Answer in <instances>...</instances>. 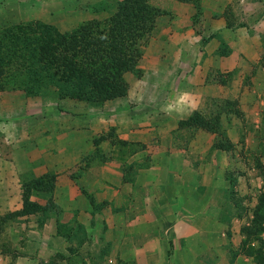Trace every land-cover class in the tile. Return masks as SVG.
Here are the masks:
<instances>
[{
	"label": "crops",
	"instance_id": "1",
	"mask_svg": "<svg viewBox=\"0 0 264 264\" xmlns=\"http://www.w3.org/2000/svg\"><path fill=\"white\" fill-rule=\"evenodd\" d=\"M232 1H202L206 13L203 19L204 29L197 31L192 22L195 11L193 3L163 0V4L166 3V5L161 4L163 8L174 12V16L169 15V19L158 20L157 28L141 59L139 67L143 74L136 80L138 88L141 91L146 89V93L144 92L138 101L139 107H147L156 103L164 105L173 103L174 107L186 106L187 109L191 107L186 117L188 118L196 110L203 109L206 105L211 107L212 103L216 104L218 102L216 100L219 98H228V91L231 88L227 82L224 84L220 77L224 73L227 76L229 71L237 73L236 76H238L237 80L230 82V86L235 81L237 82L235 98L241 111L240 114L249 110L250 102L255 103L254 105L258 107L263 106L264 65L261 64H264V61H261L257 22L256 19L246 17L245 24H232L233 26L229 27L227 7ZM240 7L236 13L242 11L240 13L242 14L243 8ZM223 46L227 48L221 50L220 47ZM129 75L131 73L127 74V79ZM250 79L253 82L252 85L245 83ZM153 83L155 89L167 90L169 94L166 92L164 96L149 100L148 85L153 87ZM129 92H132V86ZM123 98L109 102H118ZM11 100L8 103V99L3 98L0 106V116L11 114L12 119H14V115L19 117L18 120L14 119L16 132L12 130L6 134L7 139L14 143H11L13 151L10 152L8 147L4 146L6 141L0 142V214L23 207L21 174L24 176L29 173H31L30 175H40L49 170L57 172L53 198L59 207L60 215L59 218L54 216V219L52 216L41 225L39 217L35 214L12 222L0 238V264H48L52 261L54 252L58 251L64 255L70 253L69 246L72 241L69 240V235L72 238L73 235L68 228H73L75 221L88 225L95 222V219L99 223L102 222L101 225L107 224V231H111L113 234L118 231L123 238L121 243L116 244V248L122 246L127 251L126 256L128 257L123 258L124 264H146L143 256L149 258V255L143 254L139 258L138 255L132 254L130 250L133 243L126 240L133 234L137 235V242L141 243L145 239L147 230L143 222L150 206L155 212L159 210V216L162 218L164 216L171 217L172 211L176 213L178 208L183 213H188L187 205L191 203L190 196L194 194V188L197 189L199 185H202V179L197 185V177H194L192 175L194 173L190 171L202 168V165L198 167L194 164L195 162L190 161V155L186 159V157L178 158L173 153L162 159L159 165L148 166L142 160L145 153L140 149L133 156L128 154L127 157H118L115 161L104 159L100 160L101 162L97 161L95 165H92L91 162L92 169L100 165L98 172L85 171L86 168H82L81 164H83L85 156L94 153V146L93 137L90 135L88 127L83 124L85 121L83 117L86 115L83 103L74 101V107L69 110L59 108L60 130L50 129L44 121L38 123L43 129L41 132L43 136H40L36 135V132L34 134L30 131L27 132V128L31 125H26L27 128H25L24 122L21 121L23 115H20L19 109L13 108L19 106V101L17 99L14 101L13 98ZM208 100L213 102L210 103ZM97 110L100 109L88 108L87 111L90 116L97 118ZM145 114L147 117L146 110L141 111L138 123L134 124H131V119L124 118V124L127 126L131 124V128L127 132L125 130V133H122L120 137L137 142L145 141L146 133L142 128L147 122ZM33 126H36L34 121ZM160 131L155 136L161 139L162 137L166 138L170 133L173 136L172 133H174L173 131L170 133L165 130ZM255 132H253V136H257ZM212 135L214 139L209 147L229 153L228 150L214 146L216 134ZM228 135L230 136L229 132ZM7 144L10 148V142ZM163 145L167 146L166 143ZM126 160L127 163H125ZM125 165L130 166L129 171L133 165V177L132 173L124 174V171L127 170ZM209 166L211 167V165ZM74 167L79 170L82 168L83 171L74 173ZM149 186L154 187L156 196L149 197L151 195ZM165 189L167 191L164 192ZM224 198L226 199L225 195ZM196 199V197L191 198V201H196ZM203 199L200 198V200ZM32 200L46 202L45 199L38 196H32ZM149 200L151 203L148 206ZM218 203L223 209L221 199L218 200ZM206 208L207 201H204L203 209ZM58 221H60L61 227L64 226L61 230L57 227ZM17 224L26 226H17ZM109 243L111 242L109 241ZM135 245L133 244V246ZM15 252L18 254L17 257H14ZM69 261L71 259L65 257L63 262L69 264ZM149 261L152 262L154 259L149 258Z\"/></svg>",
	"mask_w": 264,
	"mask_h": 264
},
{
	"label": "rangeland",
	"instance_id": "2",
	"mask_svg": "<svg viewBox=\"0 0 264 264\" xmlns=\"http://www.w3.org/2000/svg\"><path fill=\"white\" fill-rule=\"evenodd\" d=\"M202 1L205 0H193L191 2L195 5L192 22L197 31L204 29L203 19L206 13ZM153 2L164 9L161 5L163 0H153ZM163 5H166V3ZM116 6L117 0H0V19L3 22L41 20L55 25L61 31H68L85 20L102 19L111 15ZM239 7L243 10L242 14H240L242 11L236 13ZM164 10L167 13L159 19H169V15L174 16V12ZM246 17L256 19L257 32H259L260 38L261 61L263 62L264 0H241L239 2L233 0L228 5V22L233 25L245 24ZM225 74H222L220 79H227V84L231 88L228 91V98H219L216 100L218 101L216 104L212 103V100H208L212 103L211 107L206 105L203 109H199L200 111L208 113V108L214 111L215 109L219 110L228 99L236 100L235 85L237 82L235 81L231 86L230 82L237 80V73L229 71L227 76ZM136 78L139 77L135 74L129 75L128 80L130 81V87L132 86V92H129L130 95L128 94L125 98L122 97L123 99L118 100V102H109L108 105H104V108H97L100 109L96 111L97 118L90 116L87 111L89 107L84 105L86 115L83 117L85 120L83 124L88 127L90 135L93 137L94 153L85 156V160L81 164L82 168H86L85 171H91L92 173L98 172L100 165L92 169L90 167L91 162L92 165H95L97 161H103L104 159L115 161L118 157H127L128 154L133 156L140 149L145 153L142 160L148 166L159 165L162 159L168 155L171 156L173 153L178 158L186 157V159L190 155V161L195 162L194 164L198 167L202 165V168L190 171L194 173L192 174L194 177H197V185L200 183L199 180L202 179V185H199L197 189L194 188V194L190 196L191 203L187 205L188 213H183L178 208L175 211L176 213L172 211L171 217L164 216L162 218L159 216L160 211L155 212L150 206L143 222L147 230L145 239L140 243L136 241L137 235L129 236L126 241L136 244L135 246L131 244L132 249L130 252L138 255L139 258L140 255L148 254L150 259H154L150 262L147 256H143L146 264H258L254 257L247 255L244 250L245 248L248 249L249 246L244 244L245 235L242 231L244 226L250 225L251 220L254 218V209L259 203V196L264 193V104L262 107H258L254 105L255 103L250 102L249 110L247 109L248 111H244L242 114L227 113L224 125L230 134L229 137H231L235 149L229 151V153L217 151L214 150V147L213 149L209 147L214 139L212 132L201 128H181L179 126L180 121L183 120L182 118L185 117L184 119H186L188 116L191 107L188 109L185 108L186 106L174 107L173 103V105L156 103L147 107H139L138 101L141 99L142 94L146 93V89L141 91L138 88ZM245 83L252 85L253 82L250 79ZM148 86L149 95H147L149 100L164 96L166 92L169 94L167 90L155 89L154 83L153 87H150V84ZM3 98H7L8 103L12 101L11 98L19 101V106L13 108L20 110V115H23L21 121L24 122L25 128H27L26 125H31L27 128V132L30 131L33 134L36 132V135L43 136V133H41L43 129L38 125L43 121L50 129L60 130L58 120L60 106L52 96H28L21 91H5L0 93V106ZM217 104L221 106L217 107ZM62 106L68 110L74 107L72 102L64 103ZM143 110L147 111V117L145 114L147 122L142 127L145 129L146 137L144 139L146 140L137 142L120 137L122 133H125V130L127 132L131 128V124L138 123L139 114ZM13 117L17 120L19 118L15 115ZM229 117H231L230 120ZM124 118L126 120L131 119V124L128 126L124 124ZM14 119L11 118V114L0 116V142L6 141L4 146L8 147L10 152L13 151L12 142L7 139L6 134L12 130L16 132ZM33 121L36 126H33ZM160 130H165L167 133L173 131L174 133H172L173 136H171V133L168 134L166 138L161 136V139L155 136L156 133L161 132ZM253 132L257 136H253ZM101 136H104V139L100 142V145H97L95 140ZM120 139L127 142V145L123 146L119 142ZM8 142H10V148ZM35 143H38V141L35 140ZM164 143L167 146L163 145ZM208 161L209 163H206ZM125 163H127V160ZM129 167V165H125L127 170L124 171V174L129 175L132 173L133 177L134 167L132 165L131 171H129ZM82 168L79 170L74 167L73 172L81 173ZM30 174L25 176L21 174L22 185L42 175ZM153 188V186H149L151 194L149 197L155 195ZM165 191L167 190L165 189ZM194 197L197 198L196 201H191V198ZM201 197L204 199L200 200ZM235 198L241 201L238 208ZM219 199L223 202V209L221 204L218 203ZM204 201H207L206 209H203ZM150 203L149 200L148 206ZM176 206H178L177 203ZM54 216L56 217V215ZM101 223L97 219L88 225L80 222L76 223L75 221L73 228H68L73 234V242L69 247L75 248V250L67 255L63 254L61 257L59 254L56 256L58 251L54 252L52 261L55 264H60V262L64 264L65 257H69V260L71 259L69 264H102L103 262L104 264H124L123 258L128 257L126 256L127 251L122 246L116 248V244L121 243L123 238L118 231L115 234L107 231V224L103 223L101 225ZM26 224L28 225V223ZM39 224L41 225L40 221ZM17 226L26 225L17 224ZM178 241H180V244H178ZM253 244L259 245V241H255ZM109 259L112 261L108 262Z\"/></svg>",
	"mask_w": 264,
	"mask_h": 264
},
{
	"label": "trees",
	"instance_id": "3",
	"mask_svg": "<svg viewBox=\"0 0 264 264\" xmlns=\"http://www.w3.org/2000/svg\"><path fill=\"white\" fill-rule=\"evenodd\" d=\"M166 13L153 0H117L111 15L85 20L68 31L41 20L3 22L0 19V93L21 91L28 96H52L60 109H64L62 104L74 101L100 108L125 97L130 89L127 74L142 76L141 59L159 18ZM228 26L233 25L228 22ZM224 49L223 46L221 50ZM226 80L222 82L225 84ZM232 112L241 113L238 102L228 99L219 110L209 108L208 113L196 110L181 120L179 126L212 132L216 134L215 147L231 151L235 147L224 122L227 113ZM103 139L101 136L95 142L100 145ZM119 142L127 145L124 140ZM56 180L57 173L48 171L22 185L23 207L0 215V238L12 222L22 217L35 214L44 224L52 216L60 215L53 198ZM32 196L46 202L32 200ZM234 200L237 206L241 205V201ZM253 213L250 225L242 231L244 244L249 246L244 250L258 264H264V193L260 194ZM58 227L64 228L60 221ZM69 240L73 242L70 235ZM255 241L259 245H254ZM74 250L71 247L70 253Z\"/></svg>",
	"mask_w": 264,
	"mask_h": 264
}]
</instances>
